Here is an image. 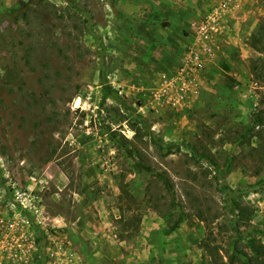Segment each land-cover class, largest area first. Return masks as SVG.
Wrapping results in <instances>:
<instances>
[{"label": "rangeland", "instance_id": "1", "mask_svg": "<svg viewBox=\"0 0 264 264\" xmlns=\"http://www.w3.org/2000/svg\"><path fill=\"white\" fill-rule=\"evenodd\" d=\"M14 1L0 0V264H208L199 242L209 226L228 249L236 204L238 247L264 243V162L243 135L264 92V0H23L28 21L5 13ZM191 198L207 221L166 234L162 212Z\"/></svg>", "mask_w": 264, "mask_h": 264}, {"label": "trees", "instance_id": "2", "mask_svg": "<svg viewBox=\"0 0 264 264\" xmlns=\"http://www.w3.org/2000/svg\"><path fill=\"white\" fill-rule=\"evenodd\" d=\"M67 3L70 0H65ZM28 5V3L24 4ZM23 0H16L14 1L11 6L5 8V13L9 14L10 12H15V17H21L23 20L28 21L26 16V11L20 12V9H23ZM30 9V7H27ZM258 51L262 54L256 61L255 65L253 66L256 78L259 81L263 82L264 86V40H262L259 45L257 46ZM43 80L42 78L40 79ZM108 94L115 96V93L111 91L106 86L103 87V97L107 96ZM263 105V106H262ZM244 137H247V141L249 138H255L256 145L253 146L254 150L257 153L258 160L260 162H264V92L262 93L261 97L258 99L255 109L252 111L249 117V121L246 124V127L243 132ZM113 139L115 136H111ZM137 130H135L133 134V139L137 138ZM126 156L133 158V168L139 172H154L153 167L150 164H146L142 153L139 149L133 150L132 148L126 147ZM207 159L208 165L213 166L214 170H219V165L217 164L216 160L212 156H201ZM166 171H164L165 173ZM157 177L162 181L163 185L169 188V182L166 177H164L161 173H155ZM215 176V175H214ZM215 178H217L215 176ZM195 176H191V180H194ZM186 196H191L190 192H185ZM194 198L189 199L187 202H184L181 205L176 215L174 214V210L167 208L164 212H162L163 218L166 220L167 226L164 228V232L166 234L175 230L182 221L189 215V213H194L200 220H206L205 218V210L202 209L194 201ZM239 210L237 214H235V222L232 225L233 231L235 232L231 237L230 241L228 242V249H220L221 246L211 244L212 243V236L213 230L209 226L207 227L208 230H205V235L201 238L199 242V246L204 250L205 254L208 256V264H232L233 262L237 261L241 256L244 259L243 262L246 261V264H263L264 260H261L264 256V243L256 242L255 238L250 237L247 239L246 246L251 250V254L248 255L245 251L238 247V240L240 237L239 226L240 224H245L249 221V218L243 215L242 207L239 204L233 208V212L235 210ZM245 217V218H244ZM208 225V222H206ZM224 225L223 228L226 230L227 225ZM221 225V226H222ZM230 250V252H228ZM223 251V252H222ZM224 256L227 260H224Z\"/></svg>", "mask_w": 264, "mask_h": 264}]
</instances>
